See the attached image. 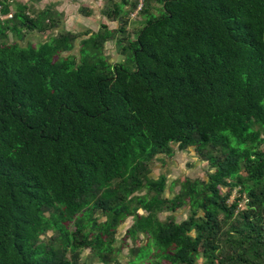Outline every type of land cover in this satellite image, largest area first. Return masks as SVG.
Instances as JSON below:
<instances>
[{"label": "trees", "instance_id": "16d2710c", "mask_svg": "<svg viewBox=\"0 0 264 264\" xmlns=\"http://www.w3.org/2000/svg\"><path fill=\"white\" fill-rule=\"evenodd\" d=\"M136 5L24 46L59 12L0 0V264H264V0H141L129 38ZM172 143L210 171L164 197L150 163Z\"/></svg>", "mask_w": 264, "mask_h": 264}, {"label": "rangeland", "instance_id": "374dc122", "mask_svg": "<svg viewBox=\"0 0 264 264\" xmlns=\"http://www.w3.org/2000/svg\"><path fill=\"white\" fill-rule=\"evenodd\" d=\"M19 2H24L28 7V11H35L41 8V5L38 4L39 0H18ZM68 2H72L71 8L66 13L70 15V18L73 19L66 22V19L62 13L59 12V20L60 23H63L67 29H71L74 31L80 30L77 22L83 23L85 26H90L93 29L98 28L101 21L107 26H113V21L104 18L101 16L100 8L104 4H109V0H93L96 5L94 8H90L92 5L90 0H66ZM140 1L137 0V5L135 10L128 15L127 21L124 24L125 34L129 38H134L135 34L143 25V20L147 17L146 15L139 14ZM45 6V5H44ZM77 6V8L75 7ZM43 7V6H42ZM85 8L84 12L79 11V8ZM76 10V12H75ZM92 11V14H87V11ZM138 12V13H137ZM56 30L52 28L51 30L46 29L43 32H27L24 34L22 40H19L21 45H32L36 46L40 41L48 39ZM9 42L16 41L15 36L9 35ZM105 54L109 60H120L122 57L118 54L117 48L114 45V42L107 41L105 43ZM173 152L171 155H158L156 159H153L150 163V173L149 176L152 178H157L160 174H164L166 176V184L164 185L162 196L170 197L178 188V180L184 176H189V178H199L203 179L206 177V174L210 171L208 164L205 161L199 160L195 155L194 151L190 146L185 149H176L175 143H172ZM142 192V191H141ZM233 192V191H232ZM240 206L243 205V201H240ZM172 209H165L158 214L160 219H163L167 214H171L174 220L178 221L186 215V207L178 206L173 207L170 205ZM103 216L98 217V220L102 219ZM131 221L130 217H127L124 221L120 223L117 227L115 233V244L121 246L119 249V253L117 257L122 262L128 259L130 254L128 253V248L131 246V242L129 239L123 240L124 232L128 227L129 222ZM145 239L139 240L137 242L138 245L144 243ZM81 259L85 261L86 264H97V259L93 257L88 250L81 251ZM164 264V262H162ZM194 264H201L200 258H198Z\"/></svg>", "mask_w": 264, "mask_h": 264}, {"label": "crops", "instance_id": "0c3cea01", "mask_svg": "<svg viewBox=\"0 0 264 264\" xmlns=\"http://www.w3.org/2000/svg\"><path fill=\"white\" fill-rule=\"evenodd\" d=\"M95 1H97V0H95ZM90 2H92V5H90L89 7L90 8H94L96 3H94L93 0H90ZM21 3H24V2H21ZM38 4H40L41 7L44 6V5H50L53 9H55L56 11H58V12H60V13H62L64 15L67 23L69 22V20L73 19V17L70 18V15L67 14L66 11H65V9L68 11L71 8L70 6L72 5V2L70 3V2H68L66 0H39ZM75 7L77 8V6H75ZM75 12H76V10H75ZM87 14H92V11L90 12V10H88ZM103 22H105V21H101V23H103ZM113 24H114L113 26H108V27L109 28L114 27L115 23L113 22ZM77 25L79 26V29H80V30H77V31H74V30H71V29H67L64 26L63 23H60V25L57 28H54V30L59 29V28H64L65 30L72 31V32H86V31L96 32V30H97V28L93 29L90 26H85L84 22L81 23V22H79V20L77 22ZM130 222H129V224H130ZM129 224H128V226H129Z\"/></svg>", "mask_w": 264, "mask_h": 264}, {"label": "built area", "instance_id": "2783aa9c", "mask_svg": "<svg viewBox=\"0 0 264 264\" xmlns=\"http://www.w3.org/2000/svg\"><path fill=\"white\" fill-rule=\"evenodd\" d=\"M9 16H10V14L7 15V17H9Z\"/></svg>", "mask_w": 264, "mask_h": 264}]
</instances>
